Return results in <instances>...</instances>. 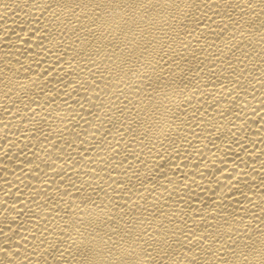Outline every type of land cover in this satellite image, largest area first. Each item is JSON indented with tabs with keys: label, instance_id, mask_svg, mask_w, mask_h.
<instances>
[{
	"label": "bare ground",
	"instance_id": "1",
	"mask_svg": "<svg viewBox=\"0 0 264 264\" xmlns=\"http://www.w3.org/2000/svg\"><path fill=\"white\" fill-rule=\"evenodd\" d=\"M0 264H264V0H0Z\"/></svg>",
	"mask_w": 264,
	"mask_h": 264
}]
</instances>
